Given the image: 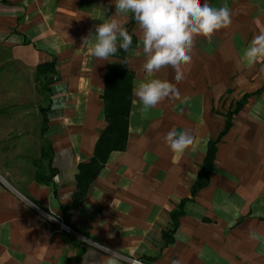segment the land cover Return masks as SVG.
<instances>
[{"label":"crops","instance_id":"crops-1","mask_svg":"<svg viewBox=\"0 0 264 264\" xmlns=\"http://www.w3.org/2000/svg\"><path fill=\"white\" fill-rule=\"evenodd\" d=\"M201 2L227 4L231 24L211 39L196 37L179 83L171 68L155 77L144 72L142 34L132 25L126 147L110 153L80 205L71 208L77 166L91 157L106 126V65L120 62L91 54L96 26L118 11L115 0H0V47L9 53L0 61V264H107L111 256L103 248L149 264H264V58L250 63L245 55L264 33V0ZM130 16L117 18L125 27ZM52 57L57 80L48 105L35 72ZM6 65L21 78L16 92L3 84ZM152 78L172 83L179 96L145 113L135 88ZM246 94L222 133L227 112ZM40 107H47L44 136L51 144V160L42 165L46 174L55 171L47 185L35 180L33 163L45 145ZM173 129L193 136L182 154L165 141ZM220 133L209 183L192 196L208 141ZM182 200L173 241L165 244L170 213ZM252 231L258 238H249ZM118 264L128 263L118 258Z\"/></svg>","mask_w":264,"mask_h":264},{"label":"clouds","instance_id":"clouds-1","mask_svg":"<svg viewBox=\"0 0 264 264\" xmlns=\"http://www.w3.org/2000/svg\"><path fill=\"white\" fill-rule=\"evenodd\" d=\"M115 8L118 11L111 19L96 26L93 57L107 61L118 50L130 48L132 36L117 17L131 14L142 34L144 72L155 77L162 69L171 68L177 83L184 79V68L191 62L196 37L211 39L215 31L231 24L227 4L213 8L201 0H115ZM88 38L85 37L83 43H87ZM245 55L250 63H255L257 57L264 58V33L253 39ZM135 95L142 111L147 113L165 99L178 97L179 92L172 83L152 78L140 82ZM165 141L171 151L182 154L193 143V136L188 131L177 133L173 129L166 133ZM249 238L256 239L258 234L252 231ZM103 250L111 256L107 264H118L115 253L107 248Z\"/></svg>","mask_w":264,"mask_h":264},{"label":"trees","instance_id":"trees-1","mask_svg":"<svg viewBox=\"0 0 264 264\" xmlns=\"http://www.w3.org/2000/svg\"><path fill=\"white\" fill-rule=\"evenodd\" d=\"M136 23L135 19L130 16V20L125 25L129 34L132 36V45L130 49L136 45V38L130 32L132 25ZM127 50V51H128ZM127 51L118 50L117 53L111 57L120 60V62L108 63L105 68L104 88L101 95L103 101V115L106 126L99 133L91 157L81 162L77 166V173L75 176L76 189L72 194L71 208H76L84 199L90 185L98 176L100 170L104 167L110 153L112 151H123L126 147L128 138V120L131 109L132 89H133V72L127 67L125 56ZM55 57L49 62H44L36 66L35 83L38 91L44 95L47 104L50 103V86L57 80L55 69ZM249 94H246L237 102L234 111H228L224 130L231 124V116L237 112L246 102ZM47 107H40L43 114L40 136L44 140L45 145L42 147L40 156L34 159L33 163L36 167L35 180L40 184H49L55 173L50 170L46 174L42 165V160H51V144L46 139L45 132L48 127V119L46 116ZM220 133L217 138L208 141L206 154L200 166L195 182L191 187V195L193 196L200 188L208 185L210 175L214 169L216 143L220 140ZM183 202L181 201L177 209L170 213L172 220V228L163 232L164 243L168 244L173 241L172 234L178 226V219L183 215Z\"/></svg>","mask_w":264,"mask_h":264},{"label":"rangeland","instance_id":"rangeland-1","mask_svg":"<svg viewBox=\"0 0 264 264\" xmlns=\"http://www.w3.org/2000/svg\"><path fill=\"white\" fill-rule=\"evenodd\" d=\"M8 56H9V53L6 50H4L2 47H0V61L3 60L4 58L6 59V57H8ZM13 70L14 69L11 65H6L4 72H8V75L5 78V80H3V84H5L4 85L5 88H7V89L9 88V91L13 90L12 92H16V90H17L16 81L20 80L21 78L16 77V76L13 77V75H12L14 73ZM32 206H33V208L34 207L36 208L38 213H40L43 216H46L45 212L42 209H40L37 205L32 204Z\"/></svg>","mask_w":264,"mask_h":264},{"label":"built area","instance_id":"built-area-1","mask_svg":"<svg viewBox=\"0 0 264 264\" xmlns=\"http://www.w3.org/2000/svg\"><path fill=\"white\" fill-rule=\"evenodd\" d=\"M45 215H46V217H48L49 219L58 222L59 227H60L61 230H64V231H66V232H73V231L70 229L69 226L65 225V224L62 223L61 221H58L56 218L51 217L48 213L45 212ZM112 253H115L116 256H117V258H119V259H121V260L127 262L128 264H149V263H147V262H145V261H143V260H141V259H139V258L129 257V256H124V255L119 254V253L114 252V251H112Z\"/></svg>","mask_w":264,"mask_h":264}]
</instances>
